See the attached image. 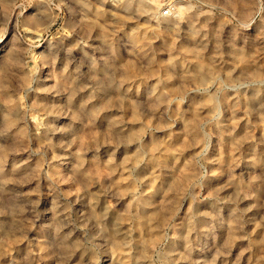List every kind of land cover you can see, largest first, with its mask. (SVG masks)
Instances as JSON below:
<instances>
[{
    "label": "clouds",
    "instance_id": "obj_1",
    "mask_svg": "<svg viewBox=\"0 0 264 264\" xmlns=\"http://www.w3.org/2000/svg\"><path fill=\"white\" fill-rule=\"evenodd\" d=\"M0 264H264V0H0Z\"/></svg>",
    "mask_w": 264,
    "mask_h": 264
}]
</instances>
